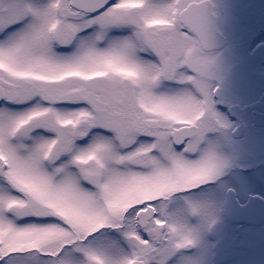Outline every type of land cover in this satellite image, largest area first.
Instances as JSON below:
<instances>
[{
	"label": "snow or ice",
	"instance_id": "snow-or-ice-1",
	"mask_svg": "<svg viewBox=\"0 0 264 264\" xmlns=\"http://www.w3.org/2000/svg\"><path fill=\"white\" fill-rule=\"evenodd\" d=\"M0 264H264V3L0 0Z\"/></svg>",
	"mask_w": 264,
	"mask_h": 264
},
{
	"label": "flooded vegetation",
	"instance_id": "flooded-vegetation-1",
	"mask_svg": "<svg viewBox=\"0 0 264 264\" xmlns=\"http://www.w3.org/2000/svg\"><path fill=\"white\" fill-rule=\"evenodd\" d=\"M256 3H264V0H255Z\"/></svg>",
	"mask_w": 264,
	"mask_h": 264
}]
</instances>
